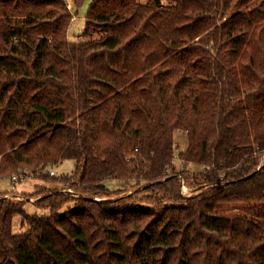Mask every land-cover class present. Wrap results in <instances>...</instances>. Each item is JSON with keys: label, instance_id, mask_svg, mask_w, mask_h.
Masks as SVG:
<instances>
[{"label": "trees", "instance_id": "1", "mask_svg": "<svg viewBox=\"0 0 264 264\" xmlns=\"http://www.w3.org/2000/svg\"><path fill=\"white\" fill-rule=\"evenodd\" d=\"M170 1L0 0V264H264V0Z\"/></svg>", "mask_w": 264, "mask_h": 264}, {"label": "rangeland", "instance_id": "2", "mask_svg": "<svg viewBox=\"0 0 264 264\" xmlns=\"http://www.w3.org/2000/svg\"><path fill=\"white\" fill-rule=\"evenodd\" d=\"M66 4L68 6V9L71 10L72 16H73V21L70 25V28L68 30V35L67 38L70 41H79L80 38H84L83 37V30H84V24H85V15L87 12V4L83 7L78 9L76 14L75 9L72 6L71 0H65ZM141 3H146L147 0H140ZM162 4L164 5H169L172 2L170 0H161ZM92 36L91 38H97L99 37L101 34L100 32L97 31H92ZM186 142H187V138H186V134L182 131H176L174 133V147L176 148L175 154H176V159L174 162V167L176 170H179V168L181 167V162L177 157V154L184 149V147L186 146ZM260 163H262V160L260 161ZM74 165L75 162L73 160H65L64 162L55 165L54 167H47L46 169H44V172H49L50 170H53V175L51 176H61L63 175H67L69 176V174H71V172L74 169ZM22 171V170H21ZM21 171L18 174H12L9 178L3 180L0 179V191L1 192H6L9 193L7 195H5L4 197H8L12 200H25L26 197L24 195H22L23 193L25 194H32V192H36L37 189H40L39 191H48L50 189H56V188H60V184H54V183H47L44 181L39 180L37 177L35 176H29L27 175H21ZM15 176L16 178L13 179L12 177ZM37 176V175H36ZM109 188L111 190H118L119 188H121V185L117 184V183H109L108 184ZM184 186V185H183ZM183 186H182V193L185 196H189L194 194L193 191L188 189L186 191L183 190ZM184 191V192H183ZM11 192V193H10ZM67 194L76 197V195L74 193H70L69 191H66ZM19 195V196H18ZM34 198V197H32ZM38 198L35 197V199H31L30 201H35ZM32 201V202H33ZM25 208L28 214H44L46 213L45 211L36 209L34 206L28 204H25ZM218 210L220 212H225V213H231V212H237V213H244L247 215H253L255 214L254 209L246 204H239V205H222L218 208ZM21 230L19 229V217H16L14 220V232H20Z\"/></svg>", "mask_w": 264, "mask_h": 264}, {"label": "built area", "instance_id": "3", "mask_svg": "<svg viewBox=\"0 0 264 264\" xmlns=\"http://www.w3.org/2000/svg\"><path fill=\"white\" fill-rule=\"evenodd\" d=\"M53 173H54L53 170H50V171H49V174H50V175H53ZM12 178L15 179L16 177L13 176Z\"/></svg>", "mask_w": 264, "mask_h": 264}, {"label": "water", "instance_id": "4", "mask_svg": "<svg viewBox=\"0 0 264 264\" xmlns=\"http://www.w3.org/2000/svg\"><path fill=\"white\" fill-rule=\"evenodd\" d=\"M193 191L199 192V191H200V188H198V189H194ZM194 193H195V192H194ZM4 198H8V197H4Z\"/></svg>", "mask_w": 264, "mask_h": 264}, {"label": "bare ground", "instance_id": "5", "mask_svg": "<svg viewBox=\"0 0 264 264\" xmlns=\"http://www.w3.org/2000/svg\"><path fill=\"white\" fill-rule=\"evenodd\" d=\"M261 160L263 161V158H261ZM261 160H260V161H261ZM183 190L186 191V190H188V189H186V188L183 186ZM184 191H183V192H184Z\"/></svg>", "mask_w": 264, "mask_h": 264}]
</instances>
